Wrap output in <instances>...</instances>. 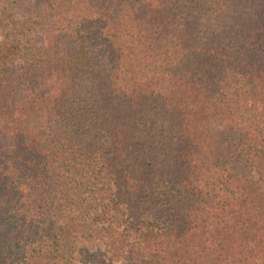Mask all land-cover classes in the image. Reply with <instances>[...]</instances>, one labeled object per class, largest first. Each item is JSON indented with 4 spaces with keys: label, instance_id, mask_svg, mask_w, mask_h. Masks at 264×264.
Segmentation results:
<instances>
[{
    "label": "trees",
    "instance_id": "1",
    "mask_svg": "<svg viewBox=\"0 0 264 264\" xmlns=\"http://www.w3.org/2000/svg\"><path fill=\"white\" fill-rule=\"evenodd\" d=\"M117 255L264 264V0H0V264Z\"/></svg>",
    "mask_w": 264,
    "mask_h": 264
},
{
    "label": "rangeland",
    "instance_id": "2",
    "mask_svg": "<svg viewBox=\"0 0 264 264\" xmlns=\"http://www.w3.org/2000/svg\"><path fill=\"white\" fill-rule=\"evenodd\" d=\"M121 214L122 213H120L119 215ZM128 224H129L128 222L124 223V228H126ZM79 248L97 250V249H104V246L100 241H82L79 244ZM100 264H102V262ZM105 264H126V261L124 257L117 255L114 257L113 261H108L106 259Z\"/></svg>",
    "mask_w": 264,
    "mask_h": 264
}]
</instances>
